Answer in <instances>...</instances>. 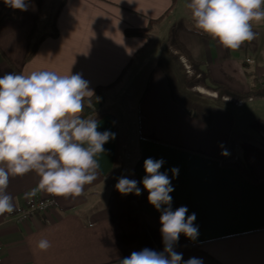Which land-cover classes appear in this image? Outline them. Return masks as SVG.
<instances>
[{"label":"crops","instance_id":"0c3cea01","mask_svg":"<svg viewBox=\"0 0 264 264\" xmlns=\"http://www.w3.org/2000/svg\"><path fill=\"white\" fill-rule=\"evenodd\" d=\"M63 1L54 22H47L39 32L56 36L44 38L29 60L25 59L28 37L41 0H27V11L0 24V76L45 70L61 76L80 74L94 92L114 83L129 65L120 83L105 93L100 108L105 115L98 120V130L115 133V139L96 157L97 179L85 185L79 197H53L39 191L26 196L38 184L36 173L10 177L7 192L14 211L0 215V264H119L133 251H163L160 212L149 203L140 211L136 195H122L115 189L124 168L131 169L129 179L141 181L147 158L165 161L160 171L168 174L174 188L172 209L186 206L188 215H196L197 239L181 234L175 246L184 260L264 264V172L258 173L259 164L247 155V150L264 149V128L255 136L250 110L245 109L264 99V20L252 22L254 39L230 50L193 29L186 8L189 0ZM53 2L54 13L61 0ZM4 6L0 0V11ZM150 22V46L131 62L145 40L127 37L125 32L144 30ZM164 45L195 75H185L196 81L182 85L185 93L193 86L217 94L203 95L207 101L200 103L204 105L199 111L175 98L164 69L157 63L147 66L149 57ZM144 72H149L144 88L133 101L134 144L126 146L116 114L108 109L118 103L120 91ZM213 83L242 94L255 86L256 94L235 98ZM221 97L225 99L218 102ZM233 100L243 101V106L236 107ZM221 144L229 150L228 157L220 155ZM225 160L243 164L251 174L257 172L252 178L259 181L248 179L233 166L221 165ZM174 167L179 169L175 177L170 171ZM42 199L54 202L47 214L35 213L22 224L9 219ZM41 239L50 242L47 251L37 249Z\"/></svg>","mask_w":264,"mask_h":264},{"label":"clouds","instance_id":"9594fccd","mask_svg":"<svg viewBox=\"0 0 264 264\" xmlns=\"http://www.w3.org/2000/svg\"><path fill=\"white\" fill-rule=\"evenodd\" d=\"M8 7L27 11V0H3ZM193 29L207 35L224 49L236 50L254 39L252 22L264 20V0H189L186 4ZM93 96L89 82L80 74L61 76L54 71H33L29 75L8 72L0 76V215L14 211L7 188L10 177L35 172L38 184L26 196L45 192L53 197H79L85 185L97 179L104 145L115 133L99 131L96 118L82 116L85 98ZM220 155L230 152L223 144ZM165 161L147 158L140 182L121 175L115 189L122 195L148 193V203L160 212L163 251L145 248L133 251L119 264H203L202 259H183L175 246L181 234L196 240L195 213L186 206L172 209L174 188ZM173 176L178 168L170 170ZM139 185H142V188ZM47 239L37 249L47 251Z\"/></svg>","mask_w":264,"mask_h":264},{"label":"rangeland","instance_id":"374dc122","mask_svg":"<svg viewBox=\"0 0 264 264\" xmlns=\"http://www.w3.org/2000/svg\"><path fill=\"white\" fill-rule=\"evenodd\" d=\"M29 2L31 0H28ZM55 3L53 0H48L41 15V20L39 22V32H42L44 30V27L46 26V23L51 21L52 19V13L54 10ZM160 47V46H159ZM158 52H154L152 56L149 57V63L148 67L158 64V66L165 70V72L168 75V78L170 80L173 94L175 98L182 103L183 105L194 108L199 111L201 107H203L204 104H200L202 101H207L206 96H203L199 94L195 89L197 87H189L187 89V92L185 93L183 90L182 85H194L195 80L187 79L185 75L188 77H195L194 73L192 72L191 68L185 64L184 61V68L182 65H180V62L178 61L177 55L172 56L171 52L167 51V48L165 45L163 48ZM173 69V70H172ZM149 72H144L143 76L142 74L139 75V79H135L134 82H129L128 85H126L121 91L120 95L118 96V103L115 105H112L111 109H108L109 111H112L116 114V123L119 128V132L121 135H126V146H130L134 144V135H135V117H134V99L135 97L143 90L144 83L146 81V78L148 76ZM217 97V94L215 95ZM224 97L219 98L218 102L223 101ZM195 102V103H190ZM204 103V102H203ZM196 104V105H195ZM234 104V103H233ZM245 109H249V115L251 116L252 120V129L257 136L259 130L261 128H264V99L263 100H257L255 104H252L251 106H247ZM248 111V110H246ZM244 113V112H243ZM202 116L203 114L200 113ZM247 155L250 156L249 159L253 160L254 163L259 164V172H264V149L263 150H247ZM129 156H126V159ZM126 167L128 166L127 161H125ZM244 166L243 164H241ZM245 168V166H244ZM246 169V168H245ZM257 172H253L252 175H257ZM122 175L129 176L131 175V169L130 168H124Z\"/></svg>","mask_w":264,"mask_h":264},{"label":"trees","instance_id":"16d2710c","mask_svg":"<svg viewBox=\"0 0 264 264\" xmlns=\"http://www.w3.org/2000/svg\"><path fill=\"white\" fill-rule=\"evenodd\" d=\"M44 2H45V0H41V2H40V8H39L38 16L35 19L32 32L28 37L29 47H28V51H27L26 56H25L26 60H29L34 56L38 45L40 44V42L44 38H46L48 35H50L51 37L56 36L55 32L39 33V22H40L41 10H42V7L44 5ZM63 2L64 1L61 0L58 7L55 9V11L52 15V19H51L52 23L54 22V20L57 16V13L59 12V9L61 8ZM20 13H21V11L14 10V9L8 7L7 5H5L0 11V24L7 18L16 19ZM151 24H152V22L149 23L148 28L141 30V31L140 30H128L125 32V36H127V37H140V38H143L145 40L144 47L133 56L131 62H133V60H135V58L138 55H140L143 51H145L150 46V43H151V35H150ZM131 62H130V64H131ZM128 67H129V65H128ZM128 67L120 74V76L118 77V79L114 83H112L111 85H109L107 87L95 88V90L93 92V96L85 98V107H84V112L82 113V116H84L85 118H96L97 120H99L100 118H102L105 115V113H102L100 111L101 105L104 102L105 93L107 91L113 89L115 86H117V84L120 83V81L124 77ZM213 86L217 90L223 92L224 94H227L229 96H233L235 98L251 97L254 94H256V88H257L254 86L250 92H248L246 94H242V93L234 92V91L230 90L229 88H227L223 85L213 83ZM116 163H117V161H116ZM221 165L233 166L234 168H237L238 170H240V172L242 174H244V176H246L248 179H250L254 182L259 181V180H255L254 178H252V174L250 173V171L247 168L245 169L244 166L238 165L236 163L231 164L230 162H228L226 160L222 161ZM112 173H113V171L110 172L109 174L111 175ZM135 180L138 181V179H135ZM138 182H140V181H138ZM138 186H140L142 188V185L138 184ZM147 196H148V193L146 191H143V189H142L141 195L135 197V206L140 211H143L144 206L148 203Z\"/></svg>","mask_w":264,"mask_h":264},{"label":"built area","instance_id":"2783aa9c","mask_svg":"<svg viewBox=\"0 0 264 264\" xmlns=\"http://www.w3.org/2000/svg\"><path fill=\"white\" fill-rule=\"evenodd\" d=\"M225 99V98H224ZM247 101H252V98H247ZM233 103L236 107H242L243 101L233 100ZM54 207V202L52 200H39L35 204L30 207H25L20 209L17 212H14L9 219L15 224H22L31 217L35 213L47 214Z\"/></svg>","mask_w":264,"mask_h":264},{"label":"bare ground","instance_id":"6f19581e","mask_svg":"<svg viewBox=\"0 0 264 264\" xmlns=\"http://www.w3.org/2000/svg\"><path fill=\"white\" fill-rule=\"evenodd\" d=\"M198 93L202 94V95H207V96H211V97H215L214 94L212 95L211 93L201 89V88H197L195 89Z\"/></svg>","mask_w":264,"mask_h":264}]
</instances>
